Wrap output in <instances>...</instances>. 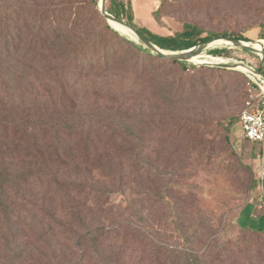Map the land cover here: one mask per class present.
Segmentation results:
<instances>
[{
    "label": "rangeland",
    "instance_id": "rangeland-1",
    "mask_svg": "<svg viewBox=\"0 0 264 264\" xmlns=\"http://www.w3.org/2000/svg\"><path fill=\"white\" fill-rule=\"evenodd\" d=\"M50 1L60 5L79 0ZM39 2L48 3L47 0ZM131 2L135 23L153 33L175 35L182 33L187 24L195 23L203 36L215 34L214 40L225 33L243 36L248 43L262 45L264 51V39H261L264 36V0ZM81 14L88 17V12ZM101 25V22H91L85 28H100ZM82 33L76 34V42ZM119 34L134 45L148 49L138 39ZM216 41L202 53L203 61L208 64L187 63L195 69L184 71L169 59L164 62L156 59L164 73L161 81L158 80L160 84H155V79L139 80L119 68L106 73H86L71 69L70 57L40 54L33 61L30 75L22 80L21 92L31 112L46 114L47 120H72L81 112L97 127L120 125L119 150L100 148L93 155L94 159L120 156L127 173L131 169L129 162L136 159L142 163L140 174L143 177L147 176L146 164L153 169L150 170L152 177L167 175V200L157 204V208H166V215L157 219L151 233L146 223L140 225L148 236L147 241L163 244L172 251L202 255V260H206V255L218 253L211 264H264V233L250 230L264 229V220L258 219L264 215V150L244 140L241 126L231 122L243 111L251 95L259 96L258 100L262 98L264 86L253 88L247 70L245 73L223 67L243 63L258 70L261 58ZM117 42L115 45L121 46L124 52L132 51L124 42ZM214 49L228 50L229 58L210 56L208 53ZM6 69L0 77L2 83L7 79ZM13 85L10 83V87ZM145 185L142 183L141 189ZM132 195L131 191H126V197ZM123 199L124 196L114 194L112 202L120 203ZM248 205L253 207L250 215L245 211ZM20 224L19 232L45 238L53 234L49 245L61 247L50 257L42 246L32 244L28 237L16 246H9L8 238L3 237L0 264H9L12 251L19 252L16 261H25L23 264H77L79 261L82 250L72 244L65 245L56 229L31 214L23 217ZM242 225L250 229L244 230ZM62 252L63 258L59 256ZM134 258L131 264H178L173 262L174 258L167 263L163 262L164 257L154 259L139 254Z\"/></svg>",
    "mask_w": 264,
    "mask_h": 264
},
{
    "label": "trees",
    "instance_id": "trees-1",
    "mask_svg": "<svg viewBox=\"0 0 264 264\" xmlns=\"http://www.w3.org/2000/svg\"><path fill=\"white\" fill-rule=\"evenodd\" d=\"M39 1L0 0V77L7 68V79L0 82V240L8 238L7 244L16 246L28 237L50 257L55 256L61 246L49 245L53 234L45 238L19 232L20 220L31 214L56 229L65 245L72 244L82 250L77 264H131L139 254L154 259L164 257V263L174 258L173 262L178 264H211L218 253L206 255V260H202V255L172 251L163 244L147 241L148 236L140 225L146 223L151 233L157 219L166 215V208H157V204L167 200V175L152 177L150 170L153 169L146 164L147 176L143 177L142 163L136 159L129 162L131 169L127 173L120 156L105 160L93 158L100 148L119 150L120 125L97 127L81 112L72 120L50 121L46 114L32 113L21 92V82L30 75L33 61L40 54L70 57L69 67L86 73H106L119 68L139 80L155 79V84H160L164 76L156 59L163 62L168 59L121 37L100 12V0L61 2L60 5L50 0L43 5ZM105 10L168 52L189 50L216 37L215 34L203 36L195 23L187 24L182 33L175 35H160L139 27L134 21L131 0H106ZM84 11L88 17L82 16ZM91 22H101L102 27L87 30L85 27ZM80 31L83 33L76 42ZM223 36L248 41L243 36L226 33ZM117 41L124 42L132 51L124 52L121 46L115 45ZM257 45L250 46L260 50ZM208 54L229 58L226 49H214ZM169 60L184 71L196 68ZM257 72L264 76L262 64ZM10 83L14 85L10 87ZM172 99L175 101L176 95ZM142 183L146 185L141 189ZM157 183L161 184L163 193ZM127 190L132 192L131 197H126ZM114 194L124 196L123 201L113 203ZM252 210L250 205L245 208L247 215ZM258 219L264 220V215ZM242 229L250 228L242 225ZM250 230L264 233V229ZM121 247L126 250L121 252ZM12 253L9 264L25 262L16 261L19 252ZM59 256L63 258L64 253Z\"/></svg>",
    "mask_w": 264,
    "mask_h": 264
},
{
    "label": "water",
    "instance_id": "water-1",
    "mask_svg": "<svg viewBox=\"0 0 264 264\" xmlns=\"http://www.w3.org/2000/svg\"><path fill=\"white\" fill-rule=\"evenodd\" d=\"M105 3H106V0H100V3H99L98 7H99L100 12L104 16L105 20L109 23L110 26H111V22H115L117 24H120V25L130 29L136 35L137 39L140 42H142L154 54H156L157 56H160L162 58L171 59V60L184 62V63H191L190 60L192 58L198 57V56H202V53L204 52V50L208 47V45L211 42H213L215 40H218V41L219 40H223V41H226V42H230L231 45L236 47V48L244 49V50H247V51H249L251 53L257 54L261 58V63L264 66V51H263V49H261L260 51H257L254 48L249 47L248 45H246V42H244V41L230 39L229 37H226V36H221V37H219V38H217L215 40L213 39V40L205 42V43H203V44H201V45H199L197 47H193V48H191L189 50H185V51H181V52L164 51V50L158 48L156 45H154L148 39H146L135 28H133L128 23H126L124 20L117 19L114 16L110 15L109 13H107L106 10H105ZM206 64H208V63H206ZM239 66L244 67L248 71H253L250 67H248L247 65H244L243 63H235L233 65H223L224 68H230V69H236V70H238L237 68Z\"/></svg>",
    "mask_w": 264,
    "mask_h": 264
},
{
    "label": "built area",
    "instance_id": "built-area-1",
    "mask_svg": "<svg viewBox=\"0 0 264 264\" xmlns=\"http://www.w3.org/2000/svg\"><path fill=\"white\" fill-rule=\"evenodd\" d=\"M251 69L253 71L247 70V74L253 82V88L264 86V76L258 73L257 70ZM261 89L262 98L258 100L259 96L251 95L246 102L245 108L232 124L238 123L241 126L244 140L255 143L264 150V88Z\"/></svg>",
    "mask_w": 264,
    "mask_h": 264
},
{
    "label": "bare ground",
    "instance_id": "bare-ground-1",
    "mask_svg": "<svg viewBox=\"0 0 264 264\" xmlns=\"http://www.w3.org/2000/svg\"><path fill=\"white\" fill-rule=\"evenodd\" d=\"M100 3V2H99ZM112 25H114L117 29H118V31L121 33V34H123V35H126V33H125V31L128 33V35H130V37L132 38V39H134L135 41H137V37H136V35L130 30V29H128V28H126V27H124V26H122V25H120V24H117V23H115V22H111V26ZM112 28L114 29V27L112 26ZM116 30V29H115ZM117 31V30H116ZM128 35H126V36H128ZM259 42V41H258ZM215 43H219V44H225V45H231V43L230 42H226V41H223V40H219V41H216ZM252 44H255V43H248V42H246V45H248L249 47H252V48H254L255 50H257V51H260L261 49H263L262 48V45H257L259 48H260V50L257 48V47H255V46H250V45H252ZM212 47V46H211ZM204 56V55H203ZM203 56H198V57H194V58H192L191 60H190V62L191 63H196V64H199V63H207V62H205V61H203ZM208 56V55H207ZM209 58V57H208ZM210 62V61H209ZM214 62V61H213ZM225 63H227V62H225ZM238 70H240V71H243V72H245L244 70H247V69H245L244 67H242V66H239L238 68H237ZM246 73V72H245Z\"/></svg>",
    "mask_w": 264,
    "mask_h": 264
}]
</instances>
